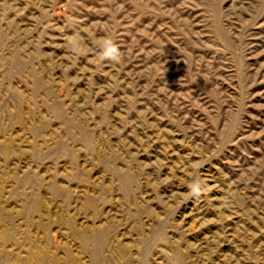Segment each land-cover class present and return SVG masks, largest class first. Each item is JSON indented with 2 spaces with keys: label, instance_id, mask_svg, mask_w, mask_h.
<instances>
[{
  "label": "rangeland",
  "instance_id": "1",
  "mask_svg": "<svg viewBox=\"0 0 264 264\" xmlns=\"http://www.w3.org/2000/svg\"><path fill=\"white\" fill-rule=\"evenodd\" d=\"M0 264H264V0H0Z\"/></svg>",
  "mask_w": 264,
  "mask_h": 264
}]
</instances>
